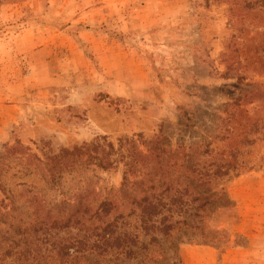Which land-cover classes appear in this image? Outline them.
<instances>
[{
	"label": "rangeland",
	"instance_id": "obj_1",
	"mask_svg": "<svg viewBox=\"0 0 264 264\" xmlns=\"http://www.w3.org/2000/svg\"><path fill=\"white\" fill-rule=\"evenodd\" d=\"M81 14L79 24L70 25ZM67 25L72 28L64 33ZM31 33L36 48L15 55L22 36L24 45L33 46L28 42ZM91 33L96 50L87 41ZM75 35H82L77 45L87 56L88 69H76L65 41ZM131 49L142 60L146 81L125 85L131 91L141 88L140 95L118 96L114 87L124 86L130 57L127 69L114 70L99 66L93 56L108 51L123 55ZM53 57L61 61L52 70ZM2 64L0 90L26 83L31 90L22 103L27 114L0 143V205L9 193L21 206L30 190L56 201L77 189L113 196L122 183L119 153L111 157L115 168L91 165L64 175L56 189L40 179L37 161L95 140L117 148L119 141L131 139L144 150L139 136L142 141L163 137L167 146L183 147L186 153L193 145L213 141L212 147L226 156L229 145L242 140H221L222 121L230 117L246 126L258 110L253 83H264V5L255 0H0ZM56 71L60 81L50 86L47 79ZM121 77L122 84H111ZM250 99L254 102L248 103ZM256 100L264 101V93ZM253 139L240 150L236 162L244 172L224 186L225 207L212 221L228 235L226 240L183 243L178 255L167 254L168 260L152 254L150 261L141 256L117 264H185L182 255L198 259L197 264H264V163L254 165L264 154V143L260 135ZM12 234L0 224V264H11V258H3Z\"/></svg>",
	"mask_w": 264,
	"mask_h": 264
},
{
	"label": "trees",
	"instance_id": "obj_2",
	"mask_svg": "<svg viewBox=\"0 0 264 264\" xmlns=\"http://www.w3.org/2000/svg\"><path fill=\"white\" fill-rule=\"evenodd\" d=\"M255 1L264 5V0ZM253 85L256 97L264 93V83ZM256 97L255 121L246 126L233 123L230 117L222 121L221 140H242L231 143L226 156L212 147L213 141L193 145L186 153L183 147L167 146L163 137L142 141L139 136L144 150L131 139L119 141L117 148L95 140L38 160L40 179L56 189L62 186L64 175L91 165L115 168L111 157L119 153L121 187L106 197L77 189L58 201L30 190L21 206L7 193V202L0 205V224L13 236L3 260L11 258V264H117L141 256L150 261L152 254L168 260L167 254L178 255L183 243L216 245L226 240L228 235L212 221L225 207L224 186L244 172L236 162L240 150L256 135L264 143V101ZM254 162L255 166L264 163V154Z\"/></svg>",
	"mask_w": 264,
	"mask_h": 264
},
{
	"label": "crops",
	"instance_id": "obj_3",
	"mask_svg": "<svg viewBox=\"0 0 264 264\" xmlns=\"http://www.w3.org/2000/svg\"><path fill=\"white\" fill-rule=\"evenodd\" d=\"M91 14V13H90ZM82 14L79 16V18L75 19L74 21H71L72 23L77 22V24H79V22L81 21ZM80 20V21H79ZM68 26L63 30L64 33L67 32L69 29H71V26ZM49 28V27H48ZM51 31H54V28L51 27L49 28ZM76 29V28H75ZM61 33V32H60ZM80 34V32H78ZM77 34V32H76ZM82 35L79 36H73V37H67L65 39L66 42H68L69 44V48L71 51V55H74L75 59H76V69L78 67H81L84 69V67H86L87 69L89 68L90 65L84 66V62L85 59H87V56H85L83 54V51L78 50V48L81 47V45H77L78 42V37H80ZM25 37H29L25 36ZM91 37V38H90ZM94 37V34H87V41L89 43H91L90 48L91 50H96V48H98L97 43L94 41V39L92 38ZM74 42L75 45H72L71 42ZM29 43L33 44L34 42V34L31 33L30 34V38H29ZM109 47V46H108ZM107 47V48H108ZM36 48V45L33 44V46H26L24 45V36L21 37V39L18 41V43L15 44L14 46V54L15 55H19L22 54L23 52L27 51V50H33ZM128 57H130V60L132 62V67H131V71L130 74H127L124 72V86L123 87H114L116 89V94L118 96H126V94L133 92L134 95L138 96V94L140 95L142 92V89L139 88L137 90L131 91V89L129 90V87L125 86L127 84H132V83H139L142 85V83H145L146 81V77H147V73L145 71L144 66L142 65V60L140 58V56L138 54L135 53V50L131 49L130 53L128 54H116V53H112L109 52L106 54H103L101 56H96L93 58L96 59V61L99 62V66H102L103 68H112L114 70L117 69H127V62H128ZM73 59V58H72ZM61 61V59H57V57H53L51 59V68L52 70L54 68H58L57 63H59ZM5 64H2L0 67H4ZM5 68V67H4ZM82 76L83 75V71L81 72ZM50 75V73H49ZM89 75V74H88ZM115 76H117L118 74H114ZM51 77H48V85H56L57 81H60V77H59V73L58 71H56L55 73H51ZM122 77L116 79V82H112L111 84L113 85L114 83H118L119 85L122 84L121 82H123ZM18 83V84H22ZM29 83L25 84V85H21V86H17V84H14V87L11 86V88H7V87H3L2 90H0V143H4L9 139L10 136V132L11 129H13V127H15L21 120V117L24 116L25 114H27V107H23L22 103L25 99V94L27 92H29V90H31L29 87ZM113 91V86L111 87V89ZM2 101V102H1ZM183 256V261L185 262V264H197L198 263V259H194V260H189L186 256Z\"/></svg>",
	"mask_w": 264,
	"mask_h": 264
}]
</instances>
